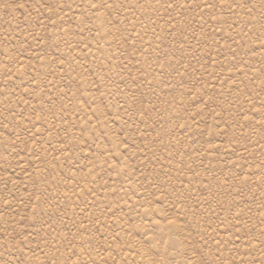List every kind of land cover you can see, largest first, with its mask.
<instances>
[{"label":"rangeland","instance_id":"obj_1","mask_svg":"<svg viewBox=\"0 0 264 264\" xmlns=\"http://www.w3.org/2000/svg\"><path fill=\"white\" fill-rule=\"evenodd\" d=\"M0 264H264V0H0Z\"/></svg>","mask_w":264,"mask_h":264}]
</instances>
